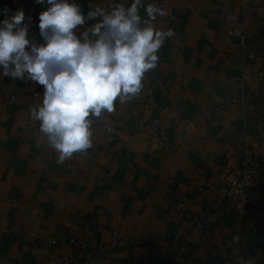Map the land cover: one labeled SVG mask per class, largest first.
<instances>
[{"label": "crops", "instance_id": "1", "mask_svg": "<svg viewBox=\"0 0 264 264\" xmlns=\"http://www.w3.org/2000/svg\"><path fill=\"white\" fill-rule=\"evenodd\" d=\"M75 2L86 15L96 8L128 7L132 0ZM148 4L166 12L153 26L175 32L142 80V86L154 88L153 101L141 106L144 90L126 102L117 99V111H104L103 123L93 129L100 140L84 154L58 164L30 113L42 103L43 86L0 75V93L19 96L10 107L0 97V254L24 264H62L72 237L101 245L119 228L132 243L116 254L117 264H229L216 248L229 242L238 219L220 175L240 164L239 137L254 135L259 121L264 125V76L258 75L264 70V0H251L247 8L241 0H143L141 27L149 19ZM47 7L35 0H0V21L22 8L24 22L31 17L28 38L42 43L39 15ZM225 13L239 17L237 26L246 24V44L259 56L256 67H247L256 97L246 120L217 110L235 108L230 97L236 92L223 76L244 70L243 41L227 33L219 20ZM99 19L74 31L79 37ZM111 134L115 150L104 141ZM254 147L264 165V126ZM259 200L264 204V193ZM189 213L209 217L206 243L175 240L174 230ZM46 237L58 242L47 243ZM263 238V230L253 235L245 223L243 249L262 264L264 250L257 249Z\"/></svg>", "mask_w": 264, "mask_h": 264}, {"label": "clouds", "instance_id": "2", "mask_svg": "<svg viewBox=\"0 0 264 264\" xmlns=\"http://www.w3.org/2000/svg\"><path fill=\"white\" fill-rule=\"evenodd\" d=\"M35 3L48 5L39 15L43 42L28 38L31 17L25 23L22 8L0 21V75L43 86L42 103L30 108L31 117L63 164L93 146L90 116L110 113L117 99L123 103L141 91L144 74L156 68L159 49L175 32L153 26L157 16L166 15L156 4L145 7L149 19L141 27L143 0L86 15L75 0ZM97 17L78 37L74 29Z\"/></svg>", "mask_w": 264, "mask_h": 264}, {"label": "built area", "instance_id": "3", "mask_svg": "<svg viewBox=\"0 0 264 264\" xmlns=\"http://www.w3.org/2000/svg\"><path fill=\"white\" fill-rule=\"evenodd\" d=\"M250 2L251 0H241L243 8H247ZM219 20L230 36L241 37L243 41L241 51L244 70L240 75L223 76V79L236 92L230 97V101L235 105V108L230 111L217 107V110L224 116L231 114L234 120H246L248 109L252 106L256 97L254 90L250 87L252 77L247 71V67H256L259 56L246 44V24L242 23L241 26H237L236 22L239 21L237 15L233 13L221 14ZM258 75L264 76V70L259 69ZM141 90L145 92L141 106L148 107L154 98V88L142 86ZM0 97L8 107L15 105L19 101V96L16 93H0ZM114 110L117 111L115 107ZM89 118L93 121L91 125L93 132L92 141L93 143L98 142L101 137L93 129L103 123V112L100 117L90 116ZM139 125L142 130H146L144 122H140ZM155 125H158L157 121ZM263 126V122L259 121L254 135L245 133L239 137L240 164L220 175V180L226 187V198L235 201L233 212L238 219V223L233 227L229 242L216 248L220 255L228 258L229 264H262L258 257H254L249 251H245L242 244L246 222L251 225L253 235L260 230L264 231V204L259 200L264 193V165L254 147V142L263 130ZM38 130L40 135L44 137L45 135L41 133L39 127ZM104 141L114 150L117 149L115 135H107ZM69 167L73 166L69 165ZM198 172L203 174L204 171L199 169ZM180 210H182V207ZM208 219L209 217L203 213L184 215L179 226L173 232L175 240L190 245L206 243L211 234V226ZM45 241L50 244L58 242L56 238L49 237H46ZM131 243V237L119 228H114L110 240L101 245L90 244L72 237L70 239L72 249L62 261V264H117L116 254L121 250L128 249ZM257 250L259 254L263 252L264 238L259 242ZM0 264L24 263L17 261L8 254L2 253L0 254Z\"/></svg>", "mask_w": 264, "mask_h": 264}]
</instances>
